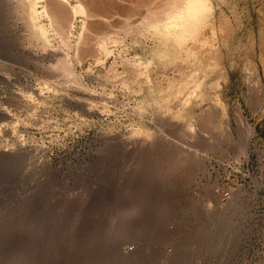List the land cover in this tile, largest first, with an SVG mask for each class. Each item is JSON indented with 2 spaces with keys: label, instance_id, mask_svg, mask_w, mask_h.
<instances>
[{
  "label": "rangeland",
  "instance_id": "rangeland-1",
  "mask_svg": "<svg viewBox=\"0 0 264 264\" xmlns=\"http://www.w3.org/2000/svg\"><path fill=\"white\" fill-rule=\"evenodd\" d=\"M141 1L81 52L0 15V264H264V0H212L164 58Z\"/></svg>",
  "mask_w": 264,
  "mask_h": 264
},
{
  "label": "bare ground",
  "instance_id": "bare-ground-1",
  "mask_svg": "<svg viewBox=\"0 0 264 264\" xmlns=\"http://www.w3.org/2000/svg\"><path fill=\"white\" fill-rule=\"evenodd\" d=\"M142 1L144 2L145 0H142ZM160 1H158V3L162 2V1L161 2ZM164 1L167 2L168 7L164 8L162 11L160 10V14H154L153 13V15L151 17H148V18L144 19V21H143L144 23H142V26L140 27V29L138 30V33H137V35L139 34L141 36L142 35L144 36L146 34H151V36H154L157 39V41H156L157 45H156L155 53H156L157 56H159V58L166 57L168 55V51H169L170 48H174L175 47V48H180L183 51H187V49L185 48L186 46H188L187 42L190 41L193 44L194 41L190 40L191 38H193L195 40L194 44H196L198 42V40H197L198 33L204 27L205 24H208L210 22L211 16L213 15V17H214L212 0H164ZM121 2H123V1H121ZM121 2H120V0H12V1L11 0H0V15L5 16L6 14L14 13L17 16L16 19L20 20V21H23L25 23V26L27 27V30L29 29V31H31L32 35L35 38H37L40 41H42L41 43L44 46L50 45L47 38H48V35L50 34L49 31L52 30L54 33L58 34L57 38L60 35L62 46L64 48H67L69 50H70V48L71 49L73 48V49H75L74 51L81 52L82 50H84L83 48L88 44V42H87L88 40L87 39H89V38L86 37L87 35H86L85 31L88 32V35H90L91 33L94 34V32L91 31V29H92L91 27L94 26L93 29H95V27L97 28V25H99V24H105V25L107 24V25H109L111 23V21L116 18L115 17L116 15L117 16H122L123 14H125V13H123L122 15H118L120 13V11H123L122 9H120V6L123 5V4H121ZM127 2H128V0H126V3ZM163 4H165V3L163 2ZM126 5H128V3L125 4L124 7H126ZM147 5H149V4L147 3ZM159 5H161V4H159ZM144 6H143V8H145ZM151 6H153V5H151ZM162 6L164 7V5H162ZM124 7H123V9H124ZM146 7H148V6H146ZM159 7L161 8V6H159ZM152 11L154 12V10H152ZM126 12H128V11H126ZM150 12H151V10H150ZM143 14H145V13H143ZM77 15H81L82 16L81 31H80V33H78L79 35L77 34L78 37L76 36L77 40L75 39L76 40L75 43H71L70 42V34H71L72 28L74 27V22L76 20ZM127 15L128 14H126L125 16H127ZM43 18L48 20V24L41 22V20ZM123 18H125V17H123ZM0 19H1V21H4V20H2V18H0ZM12 20L13 19H11V21ZM17 20H15V22ZM122 20H124V19H122ZM130 20H131V18H130ZM212 20H213V18H212ZM118 21H120V20H118ZM112 23H114V22H112ZM116 23H118V22H116ZM127 25H130V24H127ZM101 26H100V29L102 28ZM111 27H112V24H111ZM98 28H99V26H98ZM113 28H114V26H113ZM121 28H122V26H121ZM124 28L126 29V26ZM102 29H104V26H103ZM214 29L215 28L211 27V31H212L211 33H215V32H213ZM101 31H99V32H101ZM107 32H105L104 34L108 35V36H105L104 38L99 36L100 39H96L97 43H95V45L97 44L98 49H100L102 52H104L105 54L108 55L109 53H111L116 48V46L114 47V45L112 43L113 42H118V44H119L120 42L123 41L122 40L123 38H121V36L119 35L120 32L116 33L117 32L116 31L115 32L116 34H113V32H112V34H110L111 31H109L108 32L109 34H107ZM100 35H102V33ZM199 35H201V34H199ZM52 37H53V35H52ZM93 37H91V38H93ZM96 38H98V36ZM134 38H136V37H134ZM200 38H202V37H200ZM92 40H91V44L93 42ZM84 43H85V46H83ZM198 43H200V42H198ZM56 47H57V45H56ZM97 47H95V48L97 49ZM191 47H193V46H191ZM191 47H189V48L191 49ZM92 48H94V47H92ZM90 50L92 51V49H90ZM85 51H87V50H85ZM95 51H98V50H95ZM89 53H90V51H89ZM85 54H87V53H85ZM96 55H95V57H96ZM75 56L78 57L77 55H75ZM92 57H89V58H92ZM66 58L69 59L70 57H66ZM124 61H126V60H124ZM62 62H66V61L64 60ZM179 62H180V60H179ZM179 62H177V63H179ZM67 63L69 64V61ZM59 64H60V62L58 61L57 62V66H59ZM70 66H72V65H70ZM67 67H69V65H67ZM111 67H110V69H111ZM137 67H138V65H137ZM63 68L66 69V67H63ZM55 69H56V67H55ZM110 69L108 70V72L110 71ZM58 70H56V72ZM62 70L64 71V69H62ZM138 70H140V69H138ZM66 72H70L71 73V72H73V70L71 71V69L69 67V68H67ZM113 73H115V72H113ZM113 73H112L111 77L114 76V78L115 77L117 78L118 77V75H117L118 73L117 74H113ZM141 74H144V71L141 72ZM135 75L137 77L139 76L138 73H136ZM135 75H134V77H135ZM146 76H148V75H146ZM201 76H202L201 74H198V76H197V79H198L197 82L199 84L201 82ZM111 77H109V78H111ZM137 77H135V78H137ZM146 78L148 79V77H146ZM124 79L122 78L121 82L123 84L126 83V85H127V81L124 80ZM215 125H216V123H215ZM243 152L244 151H242V153ZM242 153H240V154H242ZM131 211H133V210L131 209L129 212H131Z\"/></svg>",
  "mask_w": 264,
  "mask_h": 264
}]
</instances>
